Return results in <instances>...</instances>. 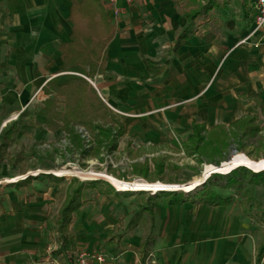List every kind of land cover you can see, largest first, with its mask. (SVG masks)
Listing matches in <instances>:
<instances>
[{
    "label": "crops",
    "instance_id": "1",
    "mask_svg": "<svg viewBox=\"0 0 264 264\" xmlns=\"http://www.w3.org/2000/svg\"><path fill=\"white\" fill-rule=\"evenodd\" d=\"M80 1L0 0V69L14 78L21 103H25L32 91H37L38 98L42 92L38 116L44 118L49 131L58 134L63 130L49 129L46 116L40 110L46 99L54 98L56 109L63 111L64 97L55 92L46 93L44 89L51 90V83L65 86L73 78L87 80L96 96L123 124V134L115 151L126 149L136 157L143 151L167 147L169 133L181 138L176 139L180 147L190 134L193 121L209 128L253 113L254 103L245 98L251 91L264 98V27L245 43L240 42L252 26L253 0H218L216 6L193 20L192 32L176 49L178 36L188 24L185 13L196 7L188 0H184L183 7V0H117L115 4L101 0L112 28L103 51L105 76L90 75L85 66H64L61 46L70 41L71 4ZM115 6L121 8L116 15L112 12ZM74 69H81L82 73L69 72ZM69 73L77 76L65 83L51 80ZM44 77L48 79L44 81ZM22 111H26L27 116L21 122L29 116L27 109ZM12 120L0 116V130ZM27 128L26 124L19 126L15 137L22 136L23 133H19ZM173 141L171 138L170 142L176 147ZM58 172V176H63V170ZM98 178L110 180L107 176ZM16 181L9 182L8 186L14 190L27 187L14 188L11 183ZM147 184L135 186H141L138 190L157 188L152 186L156 184ZM2 201L0 228L11 233L14 222L7 211L16 203L7 196ZM204 206L206 204L189 201L154 205L151 216L147 211L142 213L130 239L103 252L105 264H144L140 261V244L148 234L152 239L145 261L147 258L154 261L150 264H254L256 254H246L244 246L229 240L217 241L223 225L230 223V217L201 214ZM205 219L209 225L205 224ZM235 219L233 217V221ZM144 221L149 226L140 232ZM7 250L0 249V256H5ZM77 250L76 246L74 253ZM54 257H61L64 264H70L62 255ZM11 260L8 263L14 264Z\"/></svg>",
    "mask_w": 264,
    "mask_h": 264
},
{
    "label": "rangeland",
    "instance_id": "2",
    "mask_svg": "<svg viewBox=\"0 0 264 264\" xmlns=\"http://www.w3.org/2000/svg\"><path fill=\"white\" fill-rule=\"evenodd\" d=\"M184 3L183 0L181 2L182 7ZM69 72L82 73L81 69L69 70ZM76 76L75 73H69L53 77L51 80L57 83H65L70 77ZM13 79L5 75L4 70L0 69V116L4 117V120L15 119L20 111L27 109L29 116L20 122L19 126L22 127L26 124L29 128L19 133H23L22 136L15 137V141L8 150L7 160L0 167V201L7 196L16 203V206H12V209L7 211L14 222L11 233L0 228V249H9L5 256H0V264H9L10 259H12L10 262L14 264H64L63 259L52 256L51 251L56 246L54 222L58 207L72 182H75V185L76 181L100 179L110 184L116 191L130 193L128 197H115L113 195H101L94 190L87 189L85 193L88 203L74 213L70 230L74 233L77 242L78 250L75 253L89 250L105 253L109 247H118L121 242L124 243L130 239L129 235L136 228L132 231L127 224L138 208L167 202L164 196L150 198V196L163 191L160 189H166L168 192L174 189H181L179 191L183 192L193 191L196 188L194 186L212 173L211 170L227 171L239 162L259 167H252L253 169L264 167L261 166L264 165V130L257 140L248 142L243 151L237 152L231 147L228 159L233 156L232 161L224 163L222 167L217 169L213 166H217L228 159L215 164L209 163V158L206 156L200 160H198L200 156L187 157L182 150L177 149L170 142L171 138L181 140L178 135L172 133H169L167 147L155 151H143L142 155L138 157L130 155L126 149L124 151L114 150L112 153L101 150L97 157H83L79 149L74 148L65 132L56 134L55 131H49L44 125V118L38 116V111L42 106L39 99L42 92H39L40 97L38 98L37 91H32L25 103H21L18 96L20 93L15 88ZM47 79L48 77H44V81ZM258 122L260 125H264V117L260 114ZM80 127L87 131L90 139L82 137L79 132ZM75 129L82 139L84 149H89L95 145L94 137L89 130L82 125L75 126ZM155 158L163 159L164 168L161 174L154 172L152 160ZM144 159L148 161L149 178L154 177L160 180H149L132 173L131 163L134 161L142 162ZM255 160H260V163H254ZM239 166L251 167L245 164ZM227 167L228 169H226ZM68 169L73 172L75 170L77 176L75 172L68 173ZM62 170L66 172L65 175L58 176L56 173L58 171L61 173ZM23 171L24 173H21ZM40 173H50L62 177V180L59 183H53L48 178L41 177L20 190H14L8 186L11 181L23 179L28 175L40 176ZM103 176L109 177L114 183L111 181V184L109 181L98 178ZM137 178L146 181L135 180ZM187 178L190 179L186 180ZM189 181L191 182L187 183ZM139 182H154L151 184H156L152 186L157 188L138 190L141 186L135 185L144 186L146 184L148 186L147 183ZM211 183H218L213 187L218 193L232 196V202L227 204L229 206L222 208L221 206L206 205L204 212H201V214L210 213L211 216L215 215L216 217L223 215L225 219L230 217V223L223 225L220 230L221 235L216 238L217 241L229 240L237 246H244L246 254H256L258 247L264 242V224L255 220L253 215L264 209V186L251 183L245 179L241 188L233 191L222 187L225 185V180L213 179ZM129 186L135 188L129 190ZM199 207L201 208V206ZM2 208L3 206L0 205V214ZM233 217L236 218L235 221H233ZM205 224L209 225V222L206 220ZM146 226H149L148 222L144 221L139 231L142 232L147 229ZM186 237L189 238L190 236ZM209 238H205V242ZM263 260L264 256L261 262Z\"/></svg>",
    "mask_w": 264,
    "mask_h": 264
},
{
    "label": "trees",
    "instance_id": "3",
    "mask_svg": "<svg viewBox=\"0 0 264 264\" xmlns=\"http://www.w3.org/2000/svg\"><path fill=\"white\" fill-rule=\"evenodd\" d=\"M217 1L218 0H188L190 4L196 7L185 13L188 24L179 34L174 49L180 45L181 40L187 38L192 32L191 24L193 20L198 15L207 13L216 6ZM244 7L245 5H243V8ZM69 17L72 22L70 41L61 46L64 66H85L90 75L95 73L103 74L104 76L107 75L104 70L105 56L103 51L107 41L112 35V28L107 21V15L101 0H81L80 2H73L71 4ZM49 88H51V90L46 88L44 91L46 93L55 92L57 95H62L64 97L63 111H58L56 109L57 101L54 98H48L44 101V106L40 110V113L46 116V126L49 129L61 128L74 148L79 149L83 157H97L101 150L112 153L116 149L118 139L123 134V124L115 118L111 111L96 96L95 90L87 80L84 78H73L70 79L65 86L59 87L51 83ZM245 98L254 103L253 113H247L237 119L231 120L228 124L218 123L209 128H206L203 123L193 121L191 124V132L187 138L181 142L180 147L176 140H174L173 143L178 149L182 150L187 157L200 156L198 159L200 160L203 156H206L209 158V163L213 162L215 164L229 158L231 147L237 152L243 151L248 142L257 140V138L260 137V133L264 130V125H260L258 122L259 114L264 117V98L260 93L254 91L249 92ZM26 116L27 112L22 111L14 120L10 121L0 130V164L7 156V149L14 141L20 122ZM77 125L84 126L92 133L95 142L93 147L89 149H84L82 147V139L75 129ZM128 153L133 155L131 151H128ZM152 161L154 172L161 174L164 168L163 159L155 158ZM240 164L254 167L243 162L236 163L234 166ZM231 169L232 167L222 172H228ZM148 170L149 166L147 159H144L142 162L135 161L131 163V171L134 175L154 181L159 179L154 177L149 178ZM65 173L66 172H64L63 176ZM68 173L74 172L69 170ZM41 177H46L53 183H59L62 180V177H57L50 173H40V176L28 175L23 179H19L11 183V186L16 189L29 186L33 180ZM189 179L190 178H187L186 180ZM213 179L225 180V185H222V187L233 191L239 190L245 179L251 183L264 186V170L253 172L244 166H239L227 174H212L201 187H196L193 191L168 192L167 190H163L157 195L150 196V198L164 196L170 205H178L184 201L206 204L212 207L230 204L232 202V196L218 193L213 188L218 183H211ZM106 181L111 182L110 180ZM74 183L75 182L69 184L68 191L58 207L54 222L55 241L57 246L51 252L54 256H64L65 260L70 264H74L73 258L74 251L76 250V239L75 235L70 231L69 226L72 222L73 214L88 203L85 193L86 190H94L98 194L113 195L115 197H128L130 195L129 192L116 191L110 184L100 179L81 182L76 181L75 185ZM153 206L154 205H147L138 208L127 224L129 229L137 225L143 212L147 211L151 216ZM253 216L255 220L264 224V209L258 211ZM151 239L152 235L148 234L140 244V252L142 255L140 258L141 263L145 260ZM263 256L264 242L257 249L254 263L260 264Z\"/></svg>",
    "mask_w": 264,
    "mask_h": 264
},
{
    "label": "built area",
    "instance_id": "4",
    "mask_svg": "<svg viewBox=\"0 0 264 264\" xmlns=\"http://www.w3.org/2000/svg\"><path fill=\"white\" fill-rule=\"evenodd\" d=\"M107 1L109 3L115 4L117 0H107ZM253 9H254V15H253L252 26L249 29L247 35L243 39H241L240 42L245 43L250 37L258 33L264 27V0H253ZM120 10H121L120 7L115 6L112 9V12L114 13V15H116L120 12ZM79 132L82 134L83 138L90 139L89 134L83 128L80 127ZM89 146L90 144L88 145V147ZM105 261H106V256L100 252L84 251V252L76 253V255L74 256L75 264H93V263L105 264ZM150 263H154V261H149V258H147L144 264H150ZM164 264H168V263L165 262Z\"/></svg>",
    "mask_w": 264,
    "mask_h": 264
},
{
    "label": "water",
    "instance_id": "5",
    "mask_svg": "<svg viewBox=\"0 0 264 264\" xmlns=\"http://www.w3.org/2000/svg\"><path fill=\"white\" fill-rule=\"evenodd\" d=\"M232 159H233V156L230 158V159H228L227 161H224V162H221L219 165H217V166H213L215 169H217V168H219L223 163H228V162H230V161H232ZM260 160H255L254 161V163H258ZM238 167V166H237ZM245 167V166H244ZM236 168V166H234V167H232V169H235ZM246 168H248L249 170H251V171H253V172H259V171H254V169H252V168H250V167H246ZM258 170H260V171H263L264 169L263 168H261V169H258ZM211 172H214V173H217V172H215L214 170H211ZM220 172V171H219ZM213 173V174H214ZM219 174H222V173H219ZM135 180H144V179H141V178H137V179H135ZM135 180H131V181H135ZM205 180H206V178H204L202 181H201V183H199L198 185H196V186H194V187H199V186H201L204 182H205ZM144 181H146V180H144ZM148 182V181H147ZM158 182V181H157ZM161 182V181H160ZM150 184L151 183H154V182H149ZM163 183V182H162ZM160 190H166V189H160ZM171 190V189H170ZM173 191H179V190H173Z\"/></svg>",
    "mask_w": 264,
    "mask_h": 264
},
{
    "label": "bare ground",
    "instance_id": "6",
    "mask_svg": "<svg viewBox=\"0 0 264 264\" xmlns=\"http://www.w3.org/2000/svg\"><path fill=\"white\" fill-rule=\"evenodd\" d=\"M259 163H260V162H259ZM223 164H224V163H223ZM223 164H222V165H223ZM222 165H221L220 167H222ZM231 165H232V164H231ZM236 166H238V165H236ZM261 166H264V165H261ZM261 166H260V167H261ZM220 167H219V168H220ZM250 168H252V167H250ZM261 168L264 169V167H261ZM261 168H260V169H261ZM226 169H228V167H227ZM252 169H253V168H252ZM223 170H224V169H223ZM231 170H232V169H231ZM254 171H260V170H258V169H254ZM215 172H217V173H222V174L225 173V172H221V171H220V172H219V171H215ZM213 173H214V172H213ZM207 178H208V177H207ZM207 178H206V179H207ZM190 182H191V181H189V182H187V183H190ZM184 184H185V183H184ZM150 190H153V189H150Z\"/></svg>",
    "mask_w": 264,
    "mask_h": 264
}]
</instances>
